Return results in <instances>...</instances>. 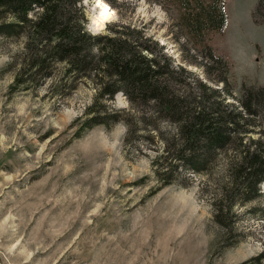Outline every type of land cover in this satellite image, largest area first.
I'll list each match as a JSON object with an SVG mask.
<instances>
[{
    "label": "rangeland",
    "instance_id": "374dc122",
    "mask_svg": "<svg viewBox=\"0 0 264 264\" xmlns=\"http://www.w3.org/2000/svg\"><path fill=\"white\" fill-rule=\"evenodd\" d=\"M102 1L114 16L95 29L98 0H87L92 33L112 22L146 25L182 64L186 46L170 1ZM225 3L227 26L211 42L231 64L240 94L243 84L264 85V0ZM22 46L23 39L0 37V264H264L256 259L264 250V217L252 211L264 207V195L237 206L221 226L208 175L180 170L159 177L157 130L156 139L148 128L129 134L122 120L77 136L96 93L88 80L75 89L54 87V79L15 86L10 62ZM186 54L194 60L193 51ZM185 64L204 79L202 65ZM109 102L132 110L122 92ZM158 126L172 127L166 120ZM212 170L216 175L220 166Z\"/></svg>",
    "mask_w": 264,
    "mask_h": 264
},
{
    "label": "trees",
    "instance_id": "16d2710c",
    "mask_svg": "<svg viewBox=\"0 0 264 264\" xmlns=\"http://www.w3.org/2000/svg\"><path fill=\"white\" fill-rule=\"evenodd\" d=\"M168 1L178 9L186 46L182 64L146 25L112 22L105 32L92 33L87 0H0V37L23 39L10 62L15 86L54 79V87L75 89L83 80L96 87L77 136L122 120L129 134L148 128L156 139L157 130L162 142L155 159L159 177L172 178L180 170L208 175L205 184H215V220L226 227L237 206L264 195V85L243 84L235 93L231 64L211 42L227 26L226 0ZM191 51L194 60L186 54ZM185 63L202 65L204 79ZM119 92L132 110L111 105ZM161 120L172 127L160 129ZM218 165L220 171L213 175ZM252 211L264 217V207ZM256 259L264 261V250Z\"/></svg>",
    "mask_w": 264,
    "mask_h": 264
},
{
    "label": "bare ground",
    "instance_id": "6f19581e",
    "mask_svg": "<svg viewBox=\"0 0 264 264\" xmlns=\"http://www.w3.org/2000/svg\"><path fill=\"white\" fill-rule=\"evenodd\" d=\"M98 8L99 11L93 19V25L95 29L103 28L106 25L107 21H109L112 16H114L113 7H111L109 3L98 0Z\"/></svg>",
    "mask_w": 264,
    "mask_h": 264
}]
</instances>
